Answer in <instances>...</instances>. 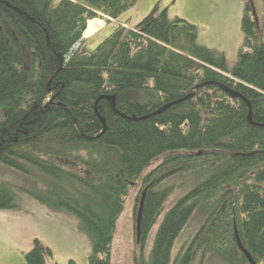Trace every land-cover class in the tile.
<instances>
[{"label":"trees","instance_id":"1","mask_svg":"<svg viewBox=\"0 0 264 264\" xmlns=\"http://www.w3.org/2000/svg\"><path fill=\"white\" fill-rule=\"evenodd\" d=\"M139 2L0 0V167L26 182L0 180V210L19 209L28 194L77 220L91 244L88 264H112L125 199L141 181L134 264H191L199 252L202 264L208 255L250 264L238 239L264 264V22L259 32L248 0L233 68L224 53L199 42V26L157 14L160 5L94 51L78 47L90 20H117ZM222 87L251 104L254 124L249 105ZM173 176L193 187L163 215L147 259L149 234L175 191L160 185ZM197 211L204 224L173 260L175 241ZM52 256L36 239L25 258L48 264Z\"/></svg>","mask_w":264,"mask_h":264},{"label":"rangeland","instance_id":"2","mask_svg":"<svg viewBox=\"0 0 264 264\" xmlns=\"http://www.w3.org/2000/svg\"><path fill=\"white\" fill-rule=\"evenodd\" d=\"M61 0H53L57 6ZM255 7L257 29L263 31L264 0H252ZM248 0H140L139 4L117 20L106 16L90 20L95 23L94 30L78 45L80 49L92 52L117 28L135 27L142 19L150 15L157 5V14L167 11L171 18H181L201 28L199 42L226 55L229 68H233L239 59V51L244 42L242 31L243 14ZM161 161V159L159 160ZM159 163L151 165V172ZM0 180L25 187L24 176L10 168L0 167ZM141 181L131 189L126 197L125 209L121 214L115 232L112 251V264H134V255L138 247L135 243L133 212L136 199L141 190ZM180 176L164 180L160 188L174 186V193L164 205V212L152 229L146 242L145 257L148 259L154 244L155 234L163 215L172 208L191 189L192 185H184ZM205 217L195 212L175 241L172 259L174 260L182 248L204 224ZM51 249L53 256L48 264H68L75 260L78 264H88L91 244L85 234L79 232L78 222L73 216L52 213L28 194L20 196L19 209L0 210V264H27L26 254L32 248L34 240ZM191 264H202V253L199 252ZM204 264H226L213 255H208Z\"/></svg>","mask_w":264,"mask_h":264},{"label":"water","instance_id":"3","mask_svg":"<svg viewBox=\"0 0 264 264\" xmlns=\"http://www.w3.org/2000/svg\"><path fill=\"white\" fill-rule=\"evenodd\" d=\"M223 89L226 90L233 98H237V97L242 98L249 105V108H250L249 122L251 124H254L253 118H252L251 104L245 98L241 97L239 94H237V93H235L233 91H230V90H228L226 88H223ZM191 97L192 96H189V97H187V98H185L183 100H180L178 102H174V103L168 104V105L162 107L161 109L157 110L155 113H153V114H151L149 116L143 117L141 119L135 118L134 120H145V119H147L149 117L159 115V114L165 112L167 109H169L173 105L178 104V103H180L182 101H185V100H187V99H189ZM105 98L111 103L112 107L115 108V101H114L113 97L112 96H107ZM101 119L105 123L104 119L103 118H101ZM145 197H146V190L144 191V193L142 195V198L140 200V205H139V210H138V215H137V238H138V240H140V237H141V225H142V216H143V210H144V204H145ZM238 244H239V247H240L241 251L245 254L247 259L249 260L250 264H256L254 262V260L252 259V257L250 256V254L248 253V251L245 250V248L242 246V244H241L239 239H238Z\"/></svg>","mask_w":264,"mask_h":264},{"label":"bare ground","instance_id":"4","mask_svg":"<svg viewBox=\"0 0 264 264\" xmlns=\"http://www.w3.org/2000/svg\"><path fill=\"white\" fill-rule=\"evenodd\" d=\"M94 27H95V23H90V25H89V27H88V29H87V31H86V34L87 35H89V34H91L92 32H93V30H94ZM176 105V104H175ZM143 118V117H142ZM139 119H141V118H139Z\"/></svg>","mask_w":264,"mask_h":264}]
</instances>
